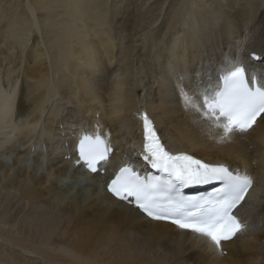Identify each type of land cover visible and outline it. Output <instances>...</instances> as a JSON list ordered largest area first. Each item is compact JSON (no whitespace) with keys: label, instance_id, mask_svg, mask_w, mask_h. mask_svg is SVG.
Masks as SVG:
<instances>
[{"label":"bare ground","instance_id":"bare-ground-1","mask_svg":"<svg viewBox=\"0 0 264 264\" xmlns=\"http://www.w3.org/2000/svg\"><path fill=\"white\" fill-rule=\"evenodd\" d=\"M5 5L0 109L10 102L11 130L5 136L0 126V145L12 143L0 151V264H264L258 185L238 210L244 232L219 256L198 234L115 206L106 191L114 169L91 174L77 163L78 139L107 133L116 161L150 172L142 160L147 112L172 151L259 171L252 162L264 161V125L216 144L210 126L184 111L179 89L214 85L237 58L250 75L264 74V0Z\"/></svg>","mask_w":264,"mask_h":264},{"label":"snow or ice","instance_id":"snow-or-ice-1","mask_svg":"<svg viewBox=\"0 0 264 264\" xmlns=\"http://www.w3.org/2000/svg\"><path fill=\"white\" fill-rule=\"evenodd\" d=\"M238 48L243 51V44ZM251 55H255L252 53ZM185 112L195 113L210 128L216 144L232 142L239 134H251L264 125V74L260 78L247 74L246 65L237 58L229 60L226 71L218 73L217 82L202 87L199 83L179 89ZM10 102L0 109V126L7 136ZM143 130V159L161 175L142 176L130 163L115 160V148L107 133L83 134L77 142V163L91 174L105 166L115 170L106 184L115 206H133L156 222H170L211 241L215 252L223 256L222 242L232 241L242 234L246 225L236 214L245 203L249 191L257 185L264 188V178L252 170L240 171L226 163L206 162L189 151H172L165 137L147 112L140 115ZM12 140L0 145L7 152ZM255 169L264 168V161H253ZM219 183L212 195L193 198L180 194L188 185Z\"/></svg>","mask_w":264,"mask_h":264},{"label":"rangeland","instance_id":"rangeland-1","mask_svg":"<svg viewBox=\"0 0 264 264\" xmlns=\"http://www.w3.org/2000/svg\"><path fill=\"white\" fill-rule=\"evenodd\" d=\"M16 1H18V0H0V5H7V3H11V2H13V4L14 3H16ZM5 5V6H6ZM140 42L142 41V38H140V40H139ZM259 64H261V65H259L258 66V68L260 67V66H264V63L263 62H261V63H259ZM62 137H63V135H62ZM66 143V142H65ZM32 151H34L35 152V150L33 149V147H32ZM45 156L47 155V152H45V154H44ZM32 166V165H31ZM254 166V165H253ZM103 173V172H102ZM47 176V175H46Z\"/></svg>","mask_w":264,"mask_h":264},{"label":"clouds","instance_id":"clouds-1","mask_svg":"<svg viewBox=\"0 0 264 264\" xmlns=\"http://www.w3.org/2000/svg\"><path fill=\"white\" fill-rule=\"evenodd\" d=\"M256 177H257V178H264V168H261V169L257 172ZM255 191H264V188H258V189H255Z\"/></svg>","mask_w":264,"mask_h":264},{"label":"water","instance_id":"water-1","mask_svg":"<svg viewBox=\"0 0 264 264\" xmlns=\"http://www.w3.org/2000/svg\"><path fill=\"white\" fill-rule=\"evenodd\" d=\"M218 184H219L218 182L217 183H214V184H210V185H208V187L214 186V188H216V187L219 186Z\"/></svg>","mask_w":264,"mask_h":264}]
</instances>
